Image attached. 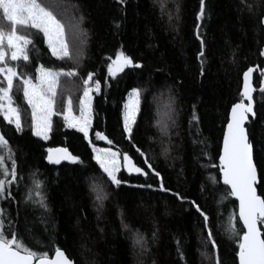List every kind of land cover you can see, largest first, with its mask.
Wrapping results in <instances>:
<instances>
[{"label": "trees", "instance_id": "trees-1", "mask_svg": "<svg viewBox=\"0 0 264 264\" xmlns=\"http://www.w3.org/2000/svg\"><path fill=\"white\" fill-rule=\"evenodd\" d=\"M60 2L83 17L79 29L86 42L79 46L78 59H58L41 32L26 28L23 33L32 40L29 61L21 60L17 71L35 77L39 65L75 67L79 75L73 81L92 72L101 90L92 102L89 139L55 116L50 137L43 140L33 134L23 85L15 81L11 94L21 112L22 131L0 116V134L13 150L18 173L0 194L5 228L34 250L53 255L61 248L75 264H216L217 254L219 264H239V237L226 231L229 217H235L241 235L244 228L237 202L221 181L219 156L231 106L241 99L243 74L257 68L256 116L247 130L259 172L258 193L264 195V74H259L264 71V0H204L203 17L200 0ZM118 50L142 67H127L110 77L108 57L114 59ZM134 87L143 92L129 140L123 132V105ZM97 131L113 145L97 139ZM93 144L127 152L148 175L134 177L122 169V183L112 185L93 159ZM57 147L68 148L82 162L48 164L47 149ZM93 185H99V192L92 191ZM196 205L208 215L207 227ZM137 230L147 241L146 250L133 246Z\"/></svg>", "mask_w": 264, "mask_h": 264}, {"label": "snow or ice", "instance_id": "snow-or-ice-1", "mask_svg": "<svg viewBox=\"0 0 264 264\" xmlns=\"http://www.w3.org/2000/svg\"><path fill=\"white\" fill-rule=\"evenodd\" d=\"M120 2L123 3L124 0H120ZM57 9H60L59 14ZM0 12H2L3 20L9 25L6 29L4 24H0V76H2V80H0V116L9 125H13L17 132L22 131L21 112L18 106H15L11 94L14 78H19L23 85L24 99L31 108V127L34 135L48 140L53 115H62L68 128L78 130L83 133L85 139H88L89 129L92 125L93 93H98L101 90V83L93 78L92 72H88L87 76L80 80L82 95L78 99V105L75 106L76 110H74L73 101L69 97L64 102L63 111L56 113L54 108L57 96L60 95L61 78L77 77L79 75L77 69L75 67L68 70L53 69L39 65L35 70V77H33L23 71L18 73L17 67L10 66L5 59L8 55L5 50L6 44L11 52L12 61H29L28 48L32 44V40L29 35L21 34L18 31V26L41 32L53 56L58 59H72L67 29L70 26L74 31H79L83 37L81 43L86 42L85 33L79 29V23L83 17L78 19L67 17L68 9L59 0H53L52 3L47 4L43 0H0ZM203 15L204 0H200L199 16L203 17ZM177 19H179L178 15ZM261 23L264 24V17H261ZM201 45L203 47V41H201ZM76 55H80L79 48H77ZM261 55H264V50L261 51ZM199 56H204L203 50ZM108 60L110 62L107 65V71L113 78L127 67H142L139 61H134L133 57L123 50H118L115 53V58L108 57ZM203 62L202 59L201 63L203 64ZM253 71L254 69L249 67L243 74L244 85L241 99L231 106L230 118L223 137V152L219 156V170L223 175V183L230 187L228 194L239 200L238 217L245 229L241 235L236 230L235 217H229L226 231L239 237L237 253L239 264H264V233L260 227L264 225V195L257 193V166L253 159V145L249 141L245 126L249 121V114L252 117L255 116L254 87L250 83ZM260 90L264 92V84H261ZM142 92L143 89L140 87L132 88L123 105V132L127 134L129 140L132 139L133 127L136 125L137 115L141 110ZM192 119L198 120V117L194 114ZM95 136L99 140L106 141L108 145H113V140L102 132H95ZM91 143L89 140V144ZM92 151L93 159L112 185L119 186L122 183L118 178L121 167L126 168L129 172L148 175L143 168L133 162L127 152H121L118 147L114 150L113 147L99 148L93 144ZM136 151L145 158L144 163L147 167L159 177L160 173L152 168L146 153L140 147H136ZM47 152V159L51 163L59 164L62 160L80 161V157L73 155L66 147L48 148ZM6 161L10 162V165ZM0 177H3L0 178V194H3L7 186L18 179L16 159L3 134H0ZM160 187L163 189L162 182ZM163 190L167 191V189ZM92 191L99 192V185H93ZM37 195H41V193L37 191ZM175 195L181 200L186 199L179 193H175ZM102 199L103 197L100 195L96 196L97 201H102ZM41 204L46 207L43 202ZM196 208L207 227L208 215L199 208V205H196ZM124 227L127 228L128 225H124ZM207 236L215 249L211 228H208ZM132 239L134 247L140 246L141 249L146 250L147 241L138 230L133 233ZM0 264H74V261L59 247L55 248L54 255H50L48 251L34 250L24 241L23 237L5 228L3 210L0 209ZM216 264H219L218 254Z\"/></svg>", "mask_w": 264, "mask_h": 264}, {"label": "rangeland", "instance_id": "rangeland-1", "mask_svg": "<svg viewBox=\"0 0 264 264\" xmlns=\"http://www.w3.org/2000/svg\"><path fill=\"white\" fill-rule=\"evenodd\" d=\"M44 3H52L53 0H43ZM60 2V0H59ZM61 3V2H60ZM65 6V5H64ZM67 7V6H66ZM68 9V12H67V17H75L70 11H69V8L67 7ZM57 13L59 14L60 13V9H57ZM75 18H79V17H75ZM0 23L1 24H4L6 29L9 27V25L7 24L6 21L3 20V16H2V12H0ZM80 25V24H79ZM23 30L24 28H19L18 26V31L21 33V34H25L23 33ZM67 39H68V42H69V45H70V50L72 52V55H73V58L72 59H68V60H71L73 62H76V60L78 59V56L76 55V51H77V48H79V46L81 47L83 45V43H81V40H82V37L80 35V32L79 31H74L72 27H68L67 29ZM47 44V43H46ZM48 46V45H47ZM5 50L6 52H8V55L6 56V62L10 65V66H18L19 61H12L10 56H11V52L10 50L7 48V45L5 44ZM67 59V58H65ZM2 78V76H0ZM71 79V80H70ZM20 81L22 83V81L19 79V78H14V81H13V84L15 87V81ZM59 93L60 95L57 96V99H56V104H55V108H54V111L56 113H61L64 109V102H66V100L70 97L73 101V105H74V110L75 109V106L78 105V99L79 97L82 95V91H81V85H80V80L78 81H73L72 78H68V77H62L61 78V84H60V88H59ZM96 93L94 92L93 93V99H94V95ZM93 99H92V102H93ZM30 108V106H29ZM30 112H31V108H30ZM77 114H78V110H77ZM55 116H59L61 119H63V116L62 115H53V117ZM52 117V119H53ZM64 120V119H63ZM65 122V121H64ZM90 131V129H89ZM38 137V136H37ZM49 137H50V133H49ZM41 138V137H39ZM42 139V138H41ZM89 139V138H88ZM44 140V139H43ZM124 169V167H121V170ZM120 170V171H121Z\"/></svg>", "mask_w": 264, "mask_h": 264}, {"label": "water", "instance_id": "water-1", "mask_svg": "<svg viewBox=\"0 0 264 264\" xmlns=\"http://www.w3.org/2000/svg\"><path fill=\"white\" fill-rule=\"evenodd\" d=\"M263 26H264V24H263ZM263 50H264V47H263ZM254 69V71H253V73H252V76H251V80H250V83L253 85V87H254V92H253V101H254V111H255V116H256V104H255V99H254V96H255V94H256V87H255V73H256V71H257V68H253ZM263 73H264V71H263ZM259 74L261 75L262 74V72H259ZM263 82H264V78H263ZM243 85H244V75H243V79H242V89H241V92H242V90H243ZM246 102V101H245ZM231 110V109H230ZM254 116V117H255ZM254 117H252L251 116V114H249V119L250 118H254ZM230 118V112H229V117H228V119ZM249 121H247L246 122V128H247V123H248ZM227 125V124H226ZM225 131H226V126H225V130H224V133H225ZM248 131V130H247ZM223 137H224V134H223ZM248 138H249V134H248ZM249 141H250V138H249ZM222 152H223V138H222V144H221V153H220V155L222 154ZM47 155H48V153H47ZM253 159H254V162H255V157H254V148H253ZM46 162L48 163V164H50V165H55V163H51V162H49L48 161V159H47V157H46ZM66 162H69V161H67V160H62L59 164H62V163H66ZM133 162L135 163V161L133 160ZM219 164H220V162H219ZM137 165V164H136ZM138 166V165H137ZM138 167H140V166H138ZM124 170L130 175V176H134V177H140V176H142L143 175V173H136V172H129L126 168H124ZM257 173H258V182H257V185H256V187H257V193H258V185H259V181H260V178H259V172H258V169H257ZM221 181L223 182V175H222V173H221ZM224 184V183H223ZM229 189H230V187L228 186V185H226ZM259 194V193H258ZM235 200H236V202H237V205H238V212H239V200L236 198V197H233ZM237 212V213H238ZM239 218V217H238ZM241 222V224H242V226H243V223H242V221H240ZM261 227V226H260ZM245 230V229H244ZM262 231V230H261ZM263 233V232H262ZM54 255V254H53ZM238 261H239V259H238ZM74 264H75V262H74Z\"/></svg>", "mask_w": 264, "mask_h": 264}]
</instances>
